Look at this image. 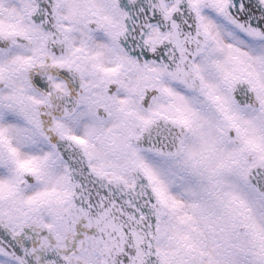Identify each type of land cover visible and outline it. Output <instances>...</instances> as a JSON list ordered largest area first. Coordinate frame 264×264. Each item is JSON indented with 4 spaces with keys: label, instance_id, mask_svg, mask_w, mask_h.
<instances>
[{
    "label": "snow or ice",
    "instance_id": "obj_1",
    "mask_svg": "<svg viewBox=\"0 0 264 264\" xmlns=\"http://www.w3.org/2000/svg\"><path fill=\"white\" fill-rule=\"evenodd\" d=\"M0 264H264V0H0Z\"/></svg>",
    "mask_w": 264,
    "mask_h": 264
}]
</instances>
